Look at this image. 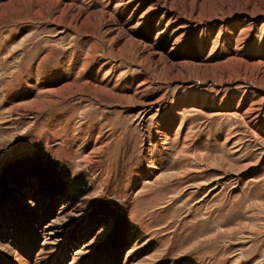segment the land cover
<instances>
[{"label":"rangeland","instance_id":"374dc122","mask_svg":"<svg viewBox=\"0 0 264 264\" xmlns=\"http://www.w3.org/2000/svg\"><path fill=\"white\" fill-rule=\"evenodd\" d=\"M263 98L264 0H0V264H264Z\"/></svg>","mask_w":264,"mask_h":264},{"label":"trees","instance_id":"16d2710c","mask_svg":"<svg viewBox=\"0 0 264 264\" xmlns=\"http://www.w3.org/2000/svg\"><path fill=\"white\" fill-rule=\"evenodd\" d=\"M36 163L37 164L33 163L30 166L34 167L35 174L37 176L41 175V177H44L43 175L46 173V170H48L50 168V167L49 168H44V167H46L45 164L50 166V163L48 161L40 162L39 159L36 160ZM55 165H56V163L52 164L53 167ZM55 172L57 174L61 175V180H60L61 183H59V184H61V187L62 188L64 187L67 190H69V192H71V195H73L75 197H80V196H83L86 193L85 190H81V191L75 192V190H79V186L77 185V179L70 178V176H69V174H68V172L66 170H61V171L57 170ZM44 179H46V178H41V181H43ZM42 189L50 190L48 185H43Z\"/></svg>","mask_w":264,"mask_h":264},{"label":"bare ground","instance_id":"6f19581e","mask_svg":"<svg viewBox=\"0 0 264 264\" xmlns=\"http://www.w3.org/2000/svg\"><path fill=\"white\" fill-rule=\"evenodd\" d=\"M264 99V98H263ZM252 110V109H251ZM258 111V110H257Z\"/></svg>","mask_w":264,"mask_h":264}]
</instances>
